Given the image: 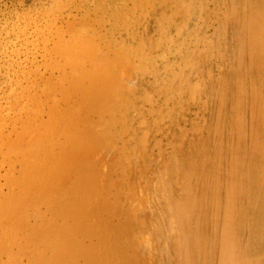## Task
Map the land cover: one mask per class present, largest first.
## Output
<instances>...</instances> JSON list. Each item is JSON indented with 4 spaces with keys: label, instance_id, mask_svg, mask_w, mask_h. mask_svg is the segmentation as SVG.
Segmentation results:
<instances>
[{
    "label": "rangeland",
    "instance_id": "obj_1",
    "mask_svg": "<svg viewBox=\"0 0 264 264\" xmlns=\"http://www.w3.org/2000/svg\"><path fill=\"white\" fill-rule=\"evenodd\" d=\"M260 95L264 0H0V264H264Z\"/></svg>",
    "mask_w": 264,
    "mask_h": 264
},
{
    "label": "bare ground",
    "instance_id": "obj_2",
    "mask_svg": "<svg viewBox=\"0 0 264 264\" xmlns=\"http://www.w3.org/2000/svg\"><path fill=\"white\" fill-rule=\"evenodd\" d=\"M87 37H88V36H87ZM77 39H79V38H77ZM85 39H86V38H85ZM87 39H88V38H87ZM87 39H86V40H87ZM79 40H80V39H79ZM76 41H78V40H76ZM88 41H89V40H88ZM88 41H87V42H88ZM82 44H83V43H82ZM82 44H81V45H82ZM81 45H80V46H81ZM75 46L77 47L78 45L75 43L74 48H75ZM63 47H65V46H63ZM66 47H67V46H66ZM66 47H65V48H66ZM82 47H83V46H82ZM93 47H95V45H94ZM93 47H92V48H93ZM71 49H72V48H71ZM93 49H94V51H95V48H93ZM252 49H253V48H252ZM56 50H57V49H56ZM62 50H63V49H62ZM62 50H61V51H62ZM66 50H67V49H66ZM79 50H80V49H79ZM73 51H74V50H72V52H73ZM76 51H77V50H76ZM91 51H93V50L91 49ZM254 51H255V50H252V52H254ZM63 52H64V51H63ZM65 52H66V51H65ZM74 52H75V51H74ZM68 53H69V52H68ZM68 53H67V54H64V53H63L61 56H65V55H67V56L71 59V63L73 62L72 64H75V65H76V66L73 65V68H75V67L77 68V67H78L77 64H79V61H80V60L82 61V59H83V57H84V55H83L84 53L80 52V54L82 53V56H83L82 59H80V57H81L80 54L77 55V52H75L74 54H71V53H70V55H68ZM87 53H88V52H87ZM87 53L85 54V57H87V56H86ZM92 53H93V52H92ZM73 55H74V56L77 55V57L80 56V57H78L80 60L77 61L78 59H77L76 56H75L76 58L73 59V58H74ZM123 56H124V55H123ZM123 56H122V57H123ZM68 57H66V61H68V64H70L69 60L67 59ZM62 58H63V57H62ZM97 58H98V57H97ZM120 58H121V57H120ZM124 58H125V57H124ZM85 59H86V58H85ZM88 59H89V57H88ZM88 59H87V60H88ZM118 59H119V57H118ZM74 60H76V61L74 62ZM94 60H95V59H94ZM104 60H106V59H104ZM81 61H80V62H81ZM83 61H84V62H83V65H82V66L84 67V64H85L86 62H85V60H83ZM92 61H93V60H92ZM96 61H97V60H96ZM111 61H114V60H111ZM116 61H117V59H116ZM116 61H115V62H116ZM119 61H120V59H119ZM127 61H128V60H127ZM77 62H78V63H77ZM89 62H90V61H89ZM105 62H106V61H105ZM109 62H110V60H109ZM115 62H114V63H115ZM125 62H126V60L124 61V63H122V65L127 63V62H126V63H125ZM90 63H92V62H90ZM103 63H104V62H103ZM117 63H119V62L117 61ZM96 64H97V63H96ZM98 64H99V63H98ZM127 64H128V63H127ZM90 65H91V64H90ZM93 65H94V64H93ZM129 65H130V63H129ZM70 66H71V65H70ZM85 66H86V65H85ZM80 67H81V66H80ZM83 67H82V68H83ZM94 67H95V66H94ZM96 67H97V66H96ZM96 67H95V68H96ZM71 68H72V67H71ZM78 68H79V67H78ZM78 68H77V69H78ZM85 68H86V67H85ZM95 68H94V69H95ZM122 69H123V68H122ZM88 70H90V71L92 72L91 68L88 69ZM72 71H73V70H72ZM96 71H97V70H96ZM91 72H89V74H91ZM86 73H88L87 70H86ZM86 73L83 74V76L85 75V80H86ZM97 73H98V71L96 72V74H97ZM92 74H93V73H92ZM92 74L90 75L91 77H89V75H88V76H87V77H88L87 79H89V78H90V79L93 78V77H94V74H93V75H92ZM75 75H76V74H75ZM79 76H80V75H79ZM79 76H78V78H79ZM81 76H82V75H81ZM115 77H116V76L111 77V78H113V79L115 80ZM117 78H118V77H117ZM74 79H75V78H74ZM76 79H77V77H76ZM71 80H72V79H71ZM79 80H81V79L79 78ZM82 80H84V78H83ZM85 80H84V82H85ZM74 81H75V80H74ZM74 81H73V83H74ZM93 81H94V80H93ZM96 81H98V80H96ZM96 81H95V83L92 82V83H90V84H92V85L94 84L93 86H95V85H97V84L100 82V81H99V82L97 83ZM84 82H83V83H84ZM116 82H117V79H116ZM76 83H77V82H76ZM76 83H75V85L78 86V84H76ZM80 83H81V82H80ZM83 83H82V85H80V88H81V86H82V89H84V88H83V87H84V86H83ZM96 83H97V84H96ZM108 83L111 84V82H109V81H108ZM118 83L121 84V82H117V83H114V82H113V84L110 85V86H111L112 88H113V87L115 88V87H116L115 84H118ZM84 84H85V83H84ZM99 84L101 85V82H100ZM99 84H98V85H99ZM103 84L105 85V81H104ZM103 84H102V85H103ZM109 84H107V81H106L107 89L110 90V89H112V88H108V87H109ZM98 85L95 86L96 88L94 87V90H93V91H94V92H93L94 96H92L93 98L95 97L96 99H97V97H99L96 93H98V92L100 91V90H98V89L100 88V86H99V88L97 89ZM106 85H105V86H106ZM118 85H119V84H118ZM118 85H117V86H118ZM121 86H123V85H121ZM74 87H75V86H74ZM118 87H119V86H118ZM80 88H79V89H80ZM86 88H87V86H86ZM101 88H103V87L101 86ZM116 88H117V87H116ZM119 88H120V87H119ZM74 89H75V88H74ZM76 89H77V91L79 90L77 87H76ZM82 89H80L78 93L80 94V92L82 93V91H83V95H84L85 92H86V91L89 92V90H90L91 88H90L89 90H85V92H84V90H82ZM95 89L97 90V92H95V91H96ZM105 89H106V88L104 87V89H103L104 91L102 90L101 92H104V93H105V91H108V90H105ZM119 90H120V89H119ZM119 90H118V88H117V90L115 89L114 91L111 90L112 92L110 91L109 94L111 95V94L114 93L115 91H119ZM75 91H76V90H75ZM90 92H92V91H90ZM99 93H100V92H99ZM107 93H108V92H107ZM107 93H106V95H107ZM115 93H117V92H115ZM120 93H121V92H120ZM122 93H123V92H122ZM87 94H88V93H87ZM93 94H92V95H93ZM95 94L97 95V97H96ZM100 94H101V93H100ZM117 94H118V93H117ZM74 95H76V94H74ZM83 95L81 94V96H83ZM101 95H102V94H101ZM113 95H115V94H112L111 96H113ZM119 95H120V94H119ZM86 96H88V95H86ZM90 96H91V95H90ZM120 96H123V94H121ZM66 97H67V96H66ZM76 97H77V96H76ZM79 97H80V96H79ZM84 97H85V96H84ZM92 97H91V98L89 97V98L92 99ZM114 97H115V96H113V98H114ZM69 98H70V96H69ZM85 98H86V97H85ZM85 98H84V99H85ZM95 98H94V99H95ZM100 98H101V96L99 97V99H100ZM108 98H109V97H108ZM78 99H79V98H78ZM84 99H83V100H84ZM86 99L88 100V98H86ZM90 99H89V100H90ZM101 99H103V97H102ZM104 99H106V98L104 97ZM104 99L102 100V102L104 101ZM109 99L111 100L112 97L109 98ZM115 99H116V97H115ZM118 99H120V98H118ZM121 99H122V97H121ZM121 99H120V100H121ZM67 100H68V99H67ZM87 100H84V101L89 102V101H87ZM97 100H98V99H97ZM112 100H113V99H112ZM116 100H117V99H116ZM116 100H115V101H116ZM81 101H82V99H81ZM84 101H83V102H84ZM91 101H93V100H90V102H91ZM98 101H99V100H98ZM115 101H114V102H115ZM262 101H264V99H263L262 95H260L259 102H262ZM106 102H107V100H105V103H106ZM109 102H110V101H109ZM109 102H107V103H109ZM112 102H113V101H112ZM118 102H119V100H118L116 103H118ZM80 103H81V102H80ZM99 103H100V101H99ZM107 103H106V104H107ZM85 104H86V103H85ZM94 104H96L95 106H97V103H96V102H95ZM100 104H101V107H103V106H102V103H100ZM106 104H105V105H106ZM113 104L115 105V103H113ZM113 104H112V105H113ZM120 104H121V102H120ZM88 105L90 106L91 104H88ZM88 105H87V106H88ZM103 105H104V103H103ZM116 105H117V104H116ZM56 106H57V105H56ZM56 106H54V107H55V110H56ZM84 106H85V105H84ZM89 106H88V107H89ZM58 107H59V106H58ZM98 107H100V105H99ZM98 107H97V108H98ZM78 109H80V108H78ZM84 109H85V108H84ZM53 110H54V109H53ZM89 110H91V109H89ZM92 110H93V109H92ZM73 111H74V110H73ZM36 112H37V110H36ZM36 112H35V114H36ZM38 112H39V111H38ZM76 112H77V111H76ZM80 112H81V110L79 111V113H80ZM89 112H90V111H89ZM91 112H92V111H91ZM56 113H58V110L56 111ZM77 113H78V112H77ZM77 113H76V114H77ZM58 114H59V113H58ZM61 115H62V114H61ZM77 116H78V114H77ZM61 117H63V116H61ZM34 119H35V118H34ZM36 119H37V118H36ZM52 119H53V118H52ZM52 119H49V120H51V122H52V121H53ZM27 120H28V119H27ZM54 120H56V119L54 118ZM82 120H83V119H82ZM30 121H31V120H30ZM31 122H32V121H31ZM49 122H50V121H49ZM53 122H54V121H53ZM90 122H91V121H90ZM27 123H28V122H27ZM68 123H69V121H68ZM70 123H71V122H70ZM36 124H37V123H36ZM63 124H64V123H62V125H63ZM85 124H86V123H85ZM91 124H92V122H91ZM30 125H31V124H30ZM37 125H38V124H37ZM47 125H48V124H46V126H47ZM54 125H55V124H54ZM65 125H67V124L65 123ZM65 125H64V127H65ZM70 125L72 126V124H70ZM46 126H45V128H46ZM58 126H61V125H58ZM26 127H27V126H26ZM38 127H39V125H38ZM40 127H41V126H40ZM42 127H44V126H42ZM55 127H56V126H55ZM62 127H63V126H62ZM64 127H63V128H64ZM73 127H74V126H73ZM29 128H30V127H29ZM29 128H28V129H29ZM34 128H35V127H34ZM57 128H58V127H57ZM26 129H27V128H26ZM30 129H31V128H30ZM32 129H33V128H32ZM54 129H55V128H54ZM59 129H62V128H59ZM65 129H66V128H65ZM33 130H34V129H33ZM72 130H73V132L75 131V130L72 129V127H71V131H72ZM55 131H56V130H55ZM90 131H91V130H90ZM90 131H89V132H90ZM63 132H64V131H63ZM66 132H67V130H66ZM91 132H92V131H91ZM91 132H90V133H91ZM60 133H61V132H60ZM64 133H65V132H64ZM67 133H68V132H67ZM21 135H22V134H21ZM38 135H39V134H38ZM38 135H37V136H38ZM49 135H52V133L49 134ZM54 135H55V134H54ZM58 135H59V134H58ZM64 135H65V134H64ZM22 136H23V135H22ZM43 136H44V135H43ZM46 136H48V135L46 134ZM66 136H68V135L66 134ZM24 137H25V136H24ZM40 137H41V136H40ZM51 137H53V136H51ZM54 137H55V136H54ZM75 137H76V136H75ZM48 138H49V137H48ZM59 138H60V136H59ZM16 139H17V137H16ZM37 139L39 140V137H38ZM42 139H44V137H42ZM42 139H41V140H42ZM84 139H85V138H84ZM17 140H18V139H17ZM21 140H22V139H21ZM27 140H28V139H27ZM50 140H51V139H50ZM53 140H55V139H52V142H53V143H52L51 141H49V143L51 142V143L53 144V146H54L55 143H54ZM82 140H83V138L81 139V141H82ZM85 140H86V139H85ZM89 140H90V138H89ZM94 140H95V139H94ZM44 141H45V140H44ZM56 141H57V139H56ZM56 141H55V142H56ZM77 141H78V140H76V142H77ZM97 141H98V140H97ZM29 142H30V141H29ZM39 142H40V140H39ZM78 142H80V139H79ZM78 142L75 143V141H73V143H75V144L72 143V144L74 145V147H73V145L70 144V145L73 147V150H72V151H73V155H75L74 150H79V147L81 146V145H80L81 142H80V143H78ZM86 142H87V141H85V143H86ZM99 142H100V141H98V143H99ZM40 143H41V142H40ZM45 143H46L45 147L51 145V143H50V145L48 144V140H46ZM45 143H44V144H45ZM57 143H58V142H57ZM57 143H56V144H57ZM69 143H70V142H69ZM98 143H97V144H98ZM42 144H43V143H42ZM47 144H48V145H47ZM95 144H96V143H95ZM99 144H100V143H99ZM99 144H98V145H99ZM25 145H26V144H25ZM82 145H83V143H82ZM92 145H93V144H92ZM53 146L51 145V147H53ZM56 146H57V145H56ZM25 147H26V146H25ZM28 147H29V146H28ZM82 147H83V146H82ZM86 147H87V146H86ZM90 147H91V146H90ZM94 147H95V146H94ZM80 148H81V147H80ZM25 149H26V148H25ZM51 149H52V148H51ZM62 149L64 150V148H62ZM81 149H82V148H81ZM85 149H86V148H85ZM26 150H27V149H26ZM47 150L50 151L49 149H46V151H47ZM66 150H67V149H66ZM82 150H83V149H82ZM96 150H97V148H96ZM67 151H68V152H67ZM67 151H66V152H67L66 155H68V153L71 154V151H69V150H67ZM84 151H85V150H84ZM24 152H25V150H24ZM50 152H52V151H50ZM61 152H62V151H61ZM64 152H65V150H64ZM78 153H80V152H78ZM60 154H61V153H60ZM63 154L65 155V153H63ZM5 156H6V155H5ZM33 156H34V155H33ZM60 157H61V156H60ZM62 157L65 158L66 156H63V155H62ZM28 158H29V157H28ZM30 159H31V158H30ZM32 159H33V158H32ZM51 159H52V158H51ZM66 159H67V158H66ZM80 159H81V158H80ZM85 159H86V158L84 157V161H85ZM55 160H56V159H55ZM60 160H62V159H60ZM74 160H76V161L78 160L77 157H76V155L74 156ZM87 160H88V159H87ZM80 161H81V160H80ZM58 162H59V161H58ZM62 162H64V161H62ZM78 162H79V161H78ZM64 163H66V162H64ZM64 163H63V164H64ZM59 164H60V163H59ZM67 164H68V163H67ZM79 164H80V163H79ZM92 164H93V163H92ZM25 165H26V164H25ZM54 165H55V164H54ZM57 165H58V163H57ZM60 165H61V164H60ZM64 165H65V164H64ZM68 165H69V164H68ZM41 166H42V165H41ZM61 166H62V165H61ZM61 166H60V167H61ZM94 166H95V165H94ZM56 167H57V166H56ZM91 167H92V166H91ZM98 167H99V166H98ZM98 167H97V168H98ZM65 168H66V167H65ZM65 168H64V169H65ZM75 168H76V165H75ZM57 169H59V168L57 167ZM61 169H63V168H61ZM64 169H63V170H64ZM98 169H99V168H98ZM36 170H37V169H36ZM38 170H39V169H38ZM63 170H62V171H63ZM75 170H76V169H75ZM88 170H89V169H88ZM90 170H91V169H90ZM90 170H89V172H88V171H87V172L90 173ZM99 170H100V169H99ZM186 170H187V169H186ZM190 170H191V169L188 168V170L186 171V173H188V172L191 173ZM24 171H25V170L23 169V172H24ZM26 171H28V170H26ZM60 171H61V170H60ZM60 171H58V172L61 173ZM67 171H68V170H67ZM71 171H72V170H71ZM71 171H70V172H71ZM94 171H95V170H94ZM58 172H57V173H58ZM72 172H73V171H72ZM74 172H75V171H74ZM83 172H84V171H83ZM85 172H86V171H85ZM92 172H93V169H92ZM38 173H39V172H38ZM40 173H41V172H40ZM40 173H39V176L42 175V174L40 175ZM64 173H65V172H64ZM78 173H79V172H78ZM78 173H77V174H78ZM96 173H97V172H96ZM99 173H100V172H99ZM27 174H29V173H26V175H27ZM45 174H46V173H45ZM50 174H51V173H50ZM68 174H70V173H68ZM77 174H75V175H76L75 177H77L76 179H78V180H77L76 188L78 187V184H79V182L81 181V177L78 176ZM80 174H81V172H80ZM91 174H95V173H91ZM63 175H64V174H63ZM65 175H66V174H65ZM83 175H84V174H82V176H83ZM86 175H87V174H86ZM96 175H97V174H96ZM29 176H30V175H29ZM43 176H44V175H43ZM56 176H57V175H56ZM58 176H60V178H61V175H58ZM58 176H57V177H58ZM92 176H93V175H92ZM35 177L38 178V175H35ZM35 177H34V178H35ZM70 177H71V176H70ZM78 177H80V178H78ZM97 177H98V176H97ZM97 177H96V178H97ZM34 178H32L33 181H34ZM41 178L44 179L45 177H41ZM62 178H63V177H62ZM38 179H39V178H38ZM46 179H47V178H46ZM64 179H65V178H64ZM79 179H80V180H79ZM32 180H31V181H32ZM41 180H42V179H41ZM52 180H53V179H52ZM31 181H28V183L30 182V183L32 184ZM35 181H36V180H35ZM35 181H34V182H35ZM39 181H40V180H39ZM39 181H38V182H39ZM44 181H45V180H44ZM44 181H43V182H44ZM47 181H49V180H47ZM47 181H45L46 184L44 183L45 186L48 184ZM103 181H104V180H102V182H103ZM105 181H106V180H105ZM40 182H41V181H40ZM40 182H39V183H40ZM24 183H26V181H25ZM41 183H42V182H41ZM41 183H40V184H41ZM86 183H87V182H86ZM36 184H38V183H36ZM42 184H43V183H42ZM44 184H43V185H44ZM82 184H84V183H82ZM96 184H97V183H96ZM100 184H101V183H100ZM24 185H25V184H24ZM27 185H28V184L26 183V187H29V188H26V189H25V188H24L25 186H24L23 188H24L25 190L28 189V191H29V189H30V190H31V191L29 192L30 194L34 193V192H33V189H31L30 186H29V185L27 186ZM62 185H63V184H62ZM89 185H90V184H87V188H86L87 190H88V188H89V187H88ZM91 185H93V183H92ZM35 186H36V185H35ZM48 186H49V185H48ZM85 186H86V185H85ZM94 186H95V185H94ZM96 186H97V185H96ZM41 187H42V190H44V189H43L44 186H41ZM102 187H103V186H102ZM32 188H33V185H32ZM35 188H37V187H35ZM64 188H65V187H64ZM79 188H80V187H79ZM83 188H84V190H85V187H83ZM90 188H91V187H90ZM92 188H93V186H92ZM62 189H63V188H60V190H62ZM96 189H97V188H96ZM21 190H22V192H23L22 187H21ZM25 190H24V192H25L24 194H25V196H26V195H28L29 193H28L27 191H25ZM38 190H39V188H38ZM40 190H41V188H40ZM40 190H39V192H40ZM46 190H47V189H46ZM34 191H36V190H34ZM80 191L82 192V190L77 189L76 191H74V193L72 192V193L74 194V196H75V201L79 199L80 196H78V195H81V194L84 192V191H83L81 194H79ZM88 191H89V190H88ZM91 191H92V190H91ZM98 191H99V190H98ZM22 192H21V194H22ZM57 192H58V191H57ZM67 192H68V191H67ZM94 192H95V191H94ZM41 193H43V191L39 193L40 196L42 197L43 194H41ZM48 193H49V191H48ZM58 193H59V192H58ZM88 193H89V192H88ZM90 193H92V192H90ZM90 193H89V194H90ZM96 193H97V192H96ZM30 194H29V195H30ZM39 194H37V195H39ZM44 194H45V193H44ZM46 194H47V192H46ZM67 194H70V193L68 192ZM29 195H28V197L33 198V197L29 196ZM22 196L25 197L24 195H22ZM74 196H73V198H74ZM89 196H91V194L88 195V197H89ZM14 197H15V195H14ZM37 197H38V196H37ZM46 197H49V198H50L51 196H48V195H47ZM46 197L44 196V200H46V199H45ZM59 197H60V196H59ZM82 197H84V195H83ZM82 197H81V198H82ZM16 198H17V197H16ZM16 198H15V200H17ZM25 198L28 199L27 196H26ZM49 198H48V199H49ZM60 198H63V197L61 196ZM13 199H14V198H13ZM13 199H12V200H13ZM26 199H25V200H26ZM40 199H42V198H40ZM57 199H58V198H57ZM65 199H67V200L69 201V199H72V198H70V196H69V199H68V198H65ZM65 199H64V200H65ZM18 200H19V198H18ZM25 200H23V199L21 200V199H20L19 202L21 203V201L24 202ZM36 200H37V199H36ZM55 200H56V199H55ZM64 200H63V201H64ZM67 200H66V201H67ZM31 201H32V200H31ZM60 201H61V200H60ZM60 201H59V202H60ZM66 201H65V202H66ZM70 201H71V200H70ZM78 201H79V200H78ZM78 201H77V203H79V206L75 203V204H76V207H75V208H78V209H76V216H79V212H78L77 210L81 209V206H82V204H81L80 202H78ZM85 201H86V200H85ZM23 202H22V203H23ZM15 203L17 204V202H15ZM22 203H21V204H22ZM25 203H28V204H29L28 200H26ZM25 203H23L22 206H24ZM71 203H72V201H71ZM21 204H20V205H21ZM32 204H33V203H32ZM63 204H64V203H63ZM25 205H26V204H25ZM65 205H66V204H65ZM14 206H15V205H14ZM18 206H19V205H18ZM18 206H17V207H18ZM28 206H29V205H28ZM28 206H27V208H28ZM6 207H7V206H6ZM79 207H80V208H79ZM15 208H16V207H15ZM19 208H20V211H21V206H20ZM67 208H68V207H67ZM9 209L11 210V208H9ZM22 209H24V207H22ZM28 209H31V208L29 207ZM28 209H27V210H28ZM12 210L14 211V208H13ZM18 211H19V210H18ZM14 212H15V211H14ZM181 212H184V208H183V207H181ZM11 213H12V211H11ZM11 213H10V216H11ZM15 213H16V212H15ZM15 213H13V214L15 215ZM186 213H187V212H186ZM186 213H185V214H186ZM13 214H12V216H13ZM19 214H22V213H18V215H19ZM90 214H92V213L90 212ZM18 215L16 214V219H17V216H18ZM186 215H188V214H186ZM4 216H5V215H4ZM24 216H25V215H24ZM29 216H30V215H29ZM41 216H42V215H41ZM19 217H20V215L18 216V219H17L16 221H18V223H20L19 225L21 226L22 221L19 222ZM7 218H9V217L7 216ZM13 218H14V216H13ZM9 219H10V218H9ZM27 219H28V218H27ZM43 219H44V218H43ZM10 220H11L12 224H9V225H13V223H14L13 220H12V219H10ZM10 220H9L8 222H10ZM20 220H21V219H20ZM1 221H2V220H1ZM16 221H15V222H16ZM43 221H44V220H43ZM73 221H74V220H73ZM5 222H6V221H5ZM16 223H17V222H16ZM14 224H15V223H14ZM29 224H30V223H28V225H29ZM44 224H45V223H44ZM46 224H47V223H46ZM0 226H1V225H0ZM7 226H8V225H7ZM23 226H24V225H23ZM46 226H48V224H47ZM1 227H3V230H4V227H5V226H1ZM9 227H11V226H9ZM13 227H15V226H13ZM18 227H19V226H16L15 228H18ZM83 227H84L83 222H82L80 219H77L76 222H75V228H74V229H72V230H68V231H67V235L65 234V230L62 229L61 232H60V235H61L62 237L66 236V237L69 238V236H73V238L77 237V238L81 239V236H82V234H83ZM5 228H6V227H5ZM19 228H20V227H19ZM45 228H46V227H45ZM258 228H259V227H258ZM258 228H257V229H258ZM6 229H7V228H6ZM41 229H42V228H41ZM22 230H23V229H22ZM42 230H44V229H42ZM45 230H46V229H45ZM45 230H44V231H45ZM5 231H6V230H5ZM17 231H18V230H17ZM17 231H15V232H17ZM47 231H48V230H47ZM255 231H256V229H255ZM39 232H40V230H39ZM39 232H34V234H35L36 236L32 233L36 238H35L34 236L31 235V236H30L31 238H30V237L27 238V241H28V239H29V240H32V237H33L34 239H33L32 241L35 240V241H34L35 243H36V241H37V243H36L37 245H35V246H39V245L41 246V244H39V243H38V240H37V239L40 237V233H41V232H40V233H39ZM42 232H43V231H42ZM36 233H38V234H36ZM43 233L47 234L46 231L43 232ZM115 233H116V232H115ZM15 234H16V233H15ZM45 234L42 235V233H41V236H42L41 239H43V237L45 236ZM263 234H264V233H263ZM37 235H38V236H37ZM48 235H49V234H48ZM68 235H69V236H68ZM14 236H15V235H14ZM28 236H29V235H28ZM37 237H38V238H37ZM45 237H47V236H45ZM14 238H15V237H14ZM48 238L50 239V237H47L46 239H44V242H45V243L42 241V244H43V243L46 244V246L43 244V245L45 246V247L43 246V248H45V250H46V248H48V246H47V242H49L48 245H49V247H51V246H50V243H51V241H52V242L54 241L53 239H52V240L50 239V240H51V241H50ZM52 238H53V237H52ZM70 238H71V237H70ZM259 238H260V237H259ZM5 239H6V238H5ZM71 239H72V238H71ZM47 240H49V241H47ZM12 241H13V239H12ZM46 241H47V242H46ZM73 241H75L76 244H78V242H79L78 239H75V240H73ZM186 241H188V240H186ZM6 242H7V241H5L4 243H6ZM71 242H72V241H71ZM71 242H70V243H71ZM85 242H86V241H85ZM7 243H8V242H7ZM7 243H6V244H7ZM29 243H30V242H29ZM35 243H33V246H34ZM40 243H41V241H40ZM62 243H63V242H62ZM75 243H74L73 245H76ZM31 244H32V242L30 243V245H31ZM188 244H189V247H190V245H193L194 242H193L192 244H190L189 241H188ZM30 245H29V246H30ZM80 245H81V244H80ZM82 245H83V243H82ZM0 246H1V245H0ZM40 246H39V247H40ZM61 246H62V245H61ZM76 246H78V245H76ZM41 247H42V246H41ZM72 247L74 248V246H72ZM0 248H2V247H0ZM11 248H12V247H11ZM53 248H54V247H53ZM79 248H80V246H79ZM79 248H78V250H79ZM37 249H38V247H37ZM49 249H50V248H49ZM58 249H59V248H58ZM76 249H77V248H76ZM76 249H75V251H76ZM80 249H81V248H80ZM255 249H257L256 252H260V251H261V248H260V247H255L254 250H255ZM31 250H32V249H31ZM43 250H44V249H41V251H43ZM47 250H48V249H47ZM52 250H53V249H52ZM85 250H86V249H85ZM250 250H251V248H250ZM50 251H51V250H50ZM50 251H48V252H50ZM244 251H245V250H244ZM70 252H71V250H70ZM82 252H83V251H82ZM27 253H29V252H27ZM51 253H52V252H51ZM53 253H54V252H53ZM77 253H78V251H77ZM254 253H255V251H254ZM72 254H73V253H72ZM86 254H87V253H86ZM42 255H43V254H42ZM74 255H76V254L74 253ZM80 255H81V254H80ZM40 256H41V253H40ZM40 256H39V257H40ZM71 256H72V255H71ZM84 256H85V255H84ZM241 256H243V255L241 254ZM69 257H70V256H69ZM69 257H65V258H66V260L69 261V264H70V263L73 264L72 260H71ZM74 257H75V256H74ZM74 257H73V258H74ZM15 258H16V257H15ZM20 258H21V257H20ZM47 258H48V257H47ZM49 258H50V257H49ZM71 258H72V257H71ZM74 259H75V258H74ZM21 260H22V258H21ZM61 261H62V260H61ZM64 261H65V260H64ZM74 261H75V260H74ZM238 261H239L238 264H246L245 261H244V259H243L242 257H240ZM66 262H67V261H66ZM43 264H44V263H43ZM46 264H48V263H46ZM67 264H68V263H67ZM110 264H114V263H110Z\"/></svg>",
    "mask_w": 264,
    "mask_h": 264
}]
</instances>
